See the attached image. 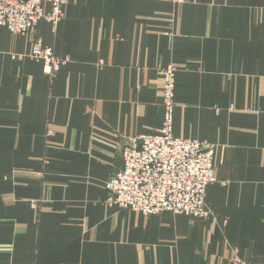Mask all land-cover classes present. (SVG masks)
I'll return each mask as SVG.
<instances>
[{
	"label": "crops",
	"instance_id": "obj_1",
	"mask_svg": "<svg viewBox=\"0 0 264 264\" xmlns=\"http://www.w3.org/2000/svg\"><path fill=\"white\" fill-rule=\"evenodd\" d=\"M66 1L56 27L0 28V264H263L264 0ZM169 65L174 137L215 146L208 219L105 203L123 140L161 133Z\"/></svg>",
	"mask_w": 264,
	"mask_h": 264
},
{
	"label": "built area",
	"instance_id": "obj_2",
	"mask_svg": "<svg viewBox=\"0 0 264 264\" xmlns=\"http://www.w3.org/2000/svg\"><path fill=\"white\" fill-rule=\"evenodd\" d=\"M44 1L50 11L45 13ZM183 5L187 0H165ZM66 0H0V28L12 34L26 35L41 20L53 27L65 18ZM30 59L44 64L49 76L66 65L54 50L44 47L40 40L34 44ZM100 67L104 66L101 62ZM178 69L169 65L163 75V125L158 135H142L123 140L120 155L123 170L106 183V205L110 208L132 210L145 216L164 212L187 215L195 219L212 217L205 207L208 187L216 182L215 146L207 142L178 139L173 135L175 86ZM230 110H233L232 106ZM217 113L219 111L217 110ZM48 164L44 161V165ZM42 172L40 175H43ZM34 208L39 205L35 204ZM232 264L250 263L235 255ZM264 264V263H263Z\"/></svg>",
	"mask_w": 264,
	"mask_h": 264
}]
</instances>
